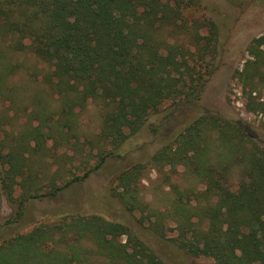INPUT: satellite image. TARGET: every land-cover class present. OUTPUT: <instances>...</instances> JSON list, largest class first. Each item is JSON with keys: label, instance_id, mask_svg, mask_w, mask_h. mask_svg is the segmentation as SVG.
<instances>
[{"label": "trees", "instance_id": "16d2710c", "mask_svg": "<svg viewBox=\"0 0 264 264\" xmlns=\"http://www.w3.org/2000/svg\"><path fill=\"white\" fill-rule=\"evenodd\" d=\"M198 2L0 0V203L11 209L0 217V264H169L139 228L84 208L90 195L66 194L165 102L169 111L116 174L112 197L150 236L173 232L189 255L264 264V145L238 121L200 109L219 66L218 28L206 19L184 31L186 42L178 37ZM247 51L235 77L246 109L264 114V37ZM25 52L48 68L19 83ZM92 103L101 110L94 134L80 122ZM151 170L157 203L144 195ZM60 199L62 210L28 213Z\"/></svg>", "mask_w": 264, "mask_h": 264}, {"label": "rangeland", "instance_id": "374dc122", "mask_svg": "<svg viewBox=\"0 0 264 264\" xmlns=\"http://www.w3.org/2000/svg\"><path fill=\"white\" fill-rule=\"evenodd\" d=\"M184 19L187 23L186 30L180 29L178 37L186 42V33L193 31L197 23L204 20H213L218 28L219 36V66L207 82L202 93V111L217 113L232 120L238 121L245 127L262 145H264V114L259 111L249 112L246 109V97L242 91V85L235 77L236 70L244 68L245 62L251 58L248 54L247 46L254 38L264 37V0H199L196 6L184 12ZM195 25V26H194ZM185 31V32H184ZM199 32L207 33L205 28H200ZM192 49V45H188ZM17 60L25 65L20 75L15 76L17 82L24 81L28 76H32V71L36 69L41 72L42 68L48 66L38 60L31 53H21L17 55ZM264 69V68H263ZM40 78V74L37 75ZM197 112L200 109L194 108ZM194 110V112H195ZM169 111L168 102L160 107L159 111L151 115L145 122L141 131L133 135L129 142L114 150L113 157H108L102 166L94 171L86 180L80 182L76 187L66 190L71 202L81 200L90 195V202L83 204L84 208L92 210L95 208L105 213L108 217L129 222L132 226L139 228L148 239L150 246L157 255L169 264H211L208 257H195L184 252L173 241V232H167L163 238L152 237L149 234L147 225L139 226L135 218L137 214L125 213L112 197L111 187L120 169L128 165L130 158L138 157L143 146L152 139L150 127L158 123L162 116ZM192 112L185 113L184 118H189ZM101 110L96 104H89L87 108L80 112L81 128L86 133H96L100 123ZM20 124L23 118H20ZM172 125L169 130H172ZM146 150H152L154 145L145 146ZM156 173L151 170L143 180L144 195L148 200L157 203V199L152 198L153 185ZM168 189L166 186L164 187ZM62 198H66L67 195ZM61 202V203H59ZM64 200L56 202L42 203L31 206L29 214L38 216L41 210H62ZM94 206L93 208H91ZM11 209L7 201L0 203V217L9 215Z\"/></svg>", "mask_w": 264, "mask_h": 264}]
</instances>
